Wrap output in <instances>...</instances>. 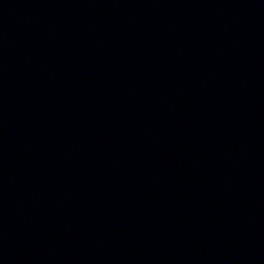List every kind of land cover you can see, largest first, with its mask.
Segmentation results:
<instances>
[{
    "label": "water",
    "instance_id": "obj_1",
    "mask_svg": "<svg viewBox=\"0 0 264 264\" xmlns=\"http://www.w3.org/2000/svg\"><path fill=\"white\" fill-rule=\"evenodd\" d=\"M0 264H264V0H0Z\"/></svg>",
    "mask_w": 264,
    "mask_h": 264
}]
</instances>
